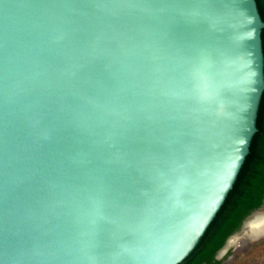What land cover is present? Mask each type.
Returning <instances> with one entry per match:
<instances>
[{
  "label": "water",
  "instance_id": "obj_1",
  "mask_svg": "<svg viewBox=\"0 0 264 264\" xmlns=\"http://www.w3.org/2000/svg\"><path fill=\"white\" fill-rule=\"evenodd\" d=\"M257 0H0V264H179L258 131ZM264 236L262 204L218 252Z\"/></svg>",
  "mask_w": 264,
  "mask_h": 264
},
{
  "label": "trees",
  "instance_id": "obj_2",
  "mask_svg": "<svg viewBox=\"0 0 264 264\" xmlns=\"http://www.w3.org/2000/svg\"><path fill=\"white\" fill-rule=\"evenodd\" d=\"M264 20V0H257ZM264 49V28L262 31ZM258 131L250 152L224 204L192 252L179 264H216L218 252L228 237L241 228L244 219L259 207L264 199V93L258 118ZM231 254V250L228 255ZM227 257V256H226Z\"/></svg>",
  "mask_w": 264,
  "mask_h": 264
},
{
  "label": "rangeland",
  "instance_id": "obj_3",
  "mask_svg": "<svg viewBox=\"0 0 264 264\" xmlns=\"http://www.w3.org/2000/svg\"><path fill=\"white\" fill-rule=\"evenodd\" d=\"M217 258L221 263L216 264H264V236L256 240L242 238L225 253H219Z\"/></svg>",
  "mask_w": 264,
  "mask_h": 264
}]
</instances>
